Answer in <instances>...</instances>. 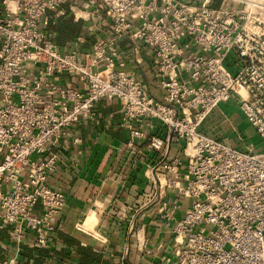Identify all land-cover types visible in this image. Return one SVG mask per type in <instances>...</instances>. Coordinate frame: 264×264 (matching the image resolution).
<instances>
[{"label":"built area","instance_id":"2783aa9c","mask_svg":"<svg viewBox=\"0 0 264 264\" xmlns=\"http://www.w3.org/2000/svg\"><path fill=\"white\" fill-rule=\"evenodd\" d=\"M69 1L5 0L0 16V226L9 230L15 257L27 232L35 249L51 243L65 205L64 195L49 186L57 155H47L48 148L60 141L68 146L65 130L90 118L96 103L115 99L128 146L142 140L148 151L163 152L150 173L168 176L167 185L190 200L172 229L174 264H264V151H239L198 131L219 104L235 97L264 145V4L88 0L86 18L102 6L111 35L80 54L83 38L61 53L42 26L46 12L58 18ZM71 11L76 21L84 18ZM123 40L134 57L154 53L160 99L146 97L141 78L117 62ZM232 54L239 62L234 71L225 65ZM65 78L76 85H65ZM151 120L180 143L181 157L165 161L164 141L147 133ZM0 264L16 262L0 256Z\"/></svg>","mask_w":264,"mask_h":264},{"label":"crops","instance_id":"0c3cea01","mask_svg":"<svg viewBox=\"0 0 264 264\" xmlns=\"http://www.w3.org/2000/svg\"><path fill=\"white\" fill-rule=\"evenodd\" d=\"M4 1L0 0V16ZM178 1L199 6L203 0ZM220 2L215 0L212 7L218 8ZM71 8L79 9L84 18L76 21ZM62 11L58 18L46 12L49 21L42 24L43 29L52 33L51 28L63 20L66 24H79L82 31L63 44L61 53L73 49L79 37L84 39L77 47L80 54L88 53L96 40L109 39L111 24L102 6L96 7L93 18H86L91 11L88 0H70L62 6ZM118 52L117 62L124 63L126 73H136L141 78L145 96L160 99L154 53L142 52L134 57L128 40L119 44ZM229 66L232 71L239 67L235 57ZM187 80L186 75L181 76V81ZM63 83L75 86L77 80L65 78ZM149 122L148 135L164 141L165 161L181 157L180 143L169 139L167 129L159 121ZM122 123L120 102L101 100L94 105L90 118L80 119L65 130L68 146L64 147L60 141L48 148L47 155H57V168L49 186L65 198L52 241L47 246L49 250L33 248L34 236L27 232L15 257V248L9 244V230L0 226L2 258L15 259L16 264H81L75 253L79 247L97 254L98 264H174L172 229L188 210L190 200L180 197L167 185L168 176L163 179L150 173L163 160V152L148 151L147 141L142 140L128 146L129 131ZM198 131L239 151L262 148V141L240 113L235 97L219 104ZM74 139L81 140L79 147L72 145ZM179 173L182 176L184 169L180 168ZM91 213L94 222L85 229L83 224ZM34 214H41L40 206L35 207Z\"/></svg>","mask_w":264,"mask_h":264},{"label":"trees","instance_id":"16d2710c","mask_svg":"<svg viewBox=\"0 0 264 264\" xmlns=\"http://www.w3.org/2000/svg\"><path fill=\"white\" fill-rule=\"evenodd\" d=\"M66 21L60 20L58 23V26H56L55 28H51L52 31L54 33H56V35H58V37H56L53 33L54 36V42L59 46V51L63 52L64 50L62 49V46L65 42L68 41H72V39L74 38V36L76 37L81 31V26L78 24L77 26L75 25H71V24H66ZM46 32H50L49 29H44ZM51 33V32H50ZM64 242H68L69 244V240L67 239H63ZM71 245V244H69ZM43 250H49L47 247L43 248ZM75 253L77 255V257L80 259V263L81 264H98V259H97V254L93 253L91 250L89 249H82L77 247L75 249Z\"/></svg>","mask_w":264,"mask_h":264},{"label":"rangeland","instance_id":"374dc122","mask_svg":"<svg viewBox=\"0 0 264 264\" xmlns=\"http://www.w3.org/2000/svg\"><path fill=\"white\" fill-rule=\"evenodd\" d=\"M243 1H246V2H250V1H260V3H263L264 4V0H243ZM218 2V1H217ZM236 5H238V4H236ZM239 6V5H238ZM233 58H234V55L232 54V55H230L229 56V58L227 59V63H225V65H227L228 67H229V69L231 70V68H230V66H229V64L232 62V60H233ZM232 71V70H231ZM259 150H262V151H264V145L262 144V148L261 149H259Z\"/></svg>","mask_w":264,"mask_h":264},{"label":"bare ground","instance_id":"6f19581e","mask_svg":"<svg viewBox=\"0 0 264 264\" xmlns=\"http://www.w3.org/2000/svg\"><path fill=\"white\" fill-rule=\"evenodd\" d=\"M94 222V213H91L85 220L84 224H83V227L86 229L90 228L91 224H93Z\"/></svg>","mask_w":264,"mask_h":264}]
</instances>
